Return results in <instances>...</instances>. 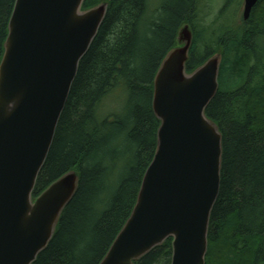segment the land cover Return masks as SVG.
<instances>
[{
  "label": "trees",
  "instance_id": "1",
  "mask_svg": "<svg viewBox=\"0 0 264 264\" xmlns=\"http://www.w3.org/2000/svg\"><path fill=\"white\" fill-rule=\"evenodd\" d=\"M102 2L105 19L78 65L33 198L72 170L78 188L33 264H99L106 255L153 159V79L185 23L193 31L187 72L221 55L218 91L205 110L222 135L205 264H264V0L240 28L224 20L199 30L195 0H85L82 10ZM14 4L0 0V62ZM116 88L126 92L122 115L100 119L101 103ZM171 242L135 264H170Z\"/></svg>",
  "mask_w": 264,
  "mask_h": 264
},
{
  "label": "water",
  "instance_id": "2",
  "mask_svg": "<svg viewBox=\"0 0 264 264\" xmlns=\"http://www.w3.org/2000/svg\"><path fill=\"white\" fill-rule=\"evenodd\" d=\"M258 1L243 0L242 21ZM84 2L15 0L0 62V264H33L78 188L72 170L33 198L78 65L106 16V2L82 10ZM192 45L185 23L153 79V159L99 264H135L168 239L170 264H205L222 163V135L205 110L218 91L221 55L189 73Z\"/></svg>",
  "mask_w": 264,
  "mask_h": 264
},
{
  "label": "rangeland",
  "instance_id": "3",
  "mask_svg": "<svg viewBox=\"0 0 264 264\" xmlns=\"http://www.w3.org/2000/svg\"><path fill=\"white\" fill-rule=\"evenodd\" d=\"M162 0H156V2ZM196 9L199 13V21H196V29H203L208 27L218 26L224 20L231 21L233 28H240L243 24L242 9L243 0H234L233 3L228 4L227 0H195ZM156 4V3H153ZM158 4V3H157ZM197 39V36H196ZM199 53V48H198ZM126 102V92L121 91V88L114 89L100 105L101 112L98 116L100 119L114 116H121L124 104Z\"/></svg>",
  "mask_w": 264,
  "mask_h": 264
},
{
  "label": "flooded vegetation",
  "instance_id": "4",
  "mask_svg": "<svg viewBox=\"0 0 264 264\" xmlns=\"http://www.w3.org/2000/svg\"><path fill=\"white\" fill-rule=\"evenodd\" d=\"M243 10V9H242ZM198 15H199V13H198ZM197 21H199V18H198V20ZM244 22V21H243ZM247 22V21H246Z\"/></svg>",
  "mask_w": 264,
  "mask_h": 264
}]
</instances>
